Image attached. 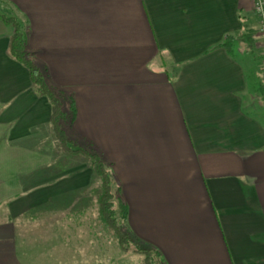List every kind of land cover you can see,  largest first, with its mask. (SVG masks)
Instances as JSON below:
<instances>
[{
	"label": "crops",
	"instance_id": "1",
	"mask_svg": "<svg viewBox=\"0 0 264 264\" xmlns=\"http://www.w3.org/2000/svg\"><path fill=\"white\" fill-rule=\"evenodd\" d=\"M0 13L72 94V136L110 162L134 238L162 264H264L253 0H0ZM11 31L0 20V264H142L104 244L88 213L92 170L60 150L48 98L7 52ZM40 213L48 229L28 254L15 221Z\"/></svg>",
	"mask_w": 264,
	"mask_h": 264
},
{
	"label": "trees",
	"instance_id": "2",
	"mask_svg": "<svg viewBox=\"0 0 264 264\" xmlns=\"http://www.w3.org/2000/svg\"><path fill=\"white\" fill-rule=\"evenodd\" d=\"M0 20L12 28L8 39V54L28 70L33 90L49 100L51 128L60 150L71 156L82 157L92 170V178L98 179V185L94 183L95 181L92 182L95 186L91 192L95 196L99 219L116 238L123 251L140 254L142 264H162L159 251L138 241L126 228L127 208L119 196V186L116 185L110 162L92 144L79 141L72 136L76 115V104L72 94L48 82L44 70L34 61L27 49L26 33L21 22L14 16L1 13ZM222 45L226 46V42Z\"/></svg>",
	"mask_w": 264,
	"mask_h": 264
},
{
	"label": "rangeland",
	"instance_id": "3",
	"mask_svg": "<svg viewBox=\"0 0 264 264\" xmlns=\"http://www.w3.org/2000/svg\"><path fill=\"white\" fill-rule=\"evenodd\" d=\"M79 158H80L79 156L69 155L68 161L71 160V162H74V161L78 160ZM92 180H93L92 182L95 181L94 183L98 182L97 178L94 180V177H93ZM97 185H98V183H97ZM113 191L115 192V184H113ZM88 192H89L88 196L93 201L92 205L90 204L88 206V213L89 214H92V213L96 214L97 210H96V204H95V196H94L93 192H90V191H88ZM26 213L27 212H25V214ZM31 213L32 212H30V214ZM25 214H23V215H25ZM23 215H20L21 218H19V221H18L19 224L16 223V221H15V224L17 225L16 226V232H17V235H18V238L20 239V241H23V239H21L20 236L26 237V238L24 237L25 239L23 241V242H25L24 246L26 247L24 251H26L28 254H30V252H31L30 243L33 241H36L35 239L34 240L32 239V236H34L35 233H43L48 229L47 228V219L48 218L46 219V217H45L46 214L42 215L41 213H40V215H42V216H39L38 218L35 217L36 215L33 216V218H28V215H26V216H23ZM97 226H99L100 231H102L104 234V244L108 245V248L115 250L116 246H117L116 245L117 241H116L115 237L112 235V233L105 227V225L101 221L97 223ZM135 256H136V258L141 257V255H139V254L135 255ZM134 262H135V264H138L136 259Z\"/></svg>",
	"mask_w": 264,
	"mask_h": 264
},
{
	"label": "built area",
	"instance_id": "4",
	"mask_svg": "<svg viewBox=\"0 0 264 264\" xmlns=\"http://www.w3.org/2000/svg\"><path fill=\"white\" fill-rule=\"evenodd\" d=\"M253 9L258 18L257 30L262 37L264 54V0H253Z\"/></svg>",
	"mask_w": 264,
	"mask_h": 264
}]
</instances>
